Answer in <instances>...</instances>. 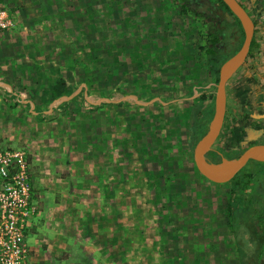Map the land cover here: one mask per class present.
Instances as JSON below:
<instances>
[{"label":"rangeland","instance_id":"1","mask_svg":"<svg viewBox=\"0 0 264 264\" xmlns=\"http://www.w3.org/2000/svg\"><path fill=\"white\" fill-rule=\"evenodd\" d=\"M180 3L0 0L21 29L22 40L31 43L40 67L38 74L15 83V91H20L15 106L21 105L22 96L41 109L49 107L54 97L46 92L47 85L58 77L65 78L71 97L80 93L100 104L89 109L81 97L67 103L62 97L51 110L39 113L44 127L8 129L10 138L18 137L17 129L34 137L39 132L45 146L57 139L54 150L63 158L68 155L61 151L65 146L78 161L98 160L93 169L75 162L70 178L62 180L76 186L69 197L78 206L79 243L76 251L52 255L53 264H240L235 251L239 242L227 224L230 192L200 177L194 148L187 142L190 99L203 87L215 89L217 82L215 64L205 65L199 49L204 43L202 23L188 11L180 13ZM93 42L99 62L89 58L86 45ZM231 83L230 78L229 90ZM122 92L135 98L120 106L108 100ZM21 106L29 115L30 104ZM208 121L205 116L201 129ZM259 173L255 177L261 178ZM262 204L258 200L257 205ZM237 216L230 223L247 243L243 258L250 263L256 245L246 238L260 242L254 226L259 228L261 220L242 223Z\"/></svg>","mask_w":264,"mask_h":264},{"label":"crops","instance_id":"2","mask_svg":"<svg viewBox=\"0 0 264 264\" xmlns=\"http://www.w3.org/2000/svg\"><path fill=\"white\" fill-rule=\"evenodd\" d=\"M250 1L252 2V0ZM259 2L262 6L255 21L254 41L244 62L231 76V90L226 87L227 107L232 106L233 113L238 110L239 120L253 121L254 124H257L255 123L257 121L251 116L261 118L264 116V0ZM259 2L254 0L250 4L258 6L260 9ZM20 30L15 23L13 27L0 33V147L24 148L27 151L32 198L37 205V210L29 219L25 231L29 261L30 264H53V261L50 260L52 255L56 257L61 251L68 253L76 251L79 243L78 206H76L77 202L69 197V194L75 191L76 186L63 183L62 180L70 178V170L75 162L81 163L82 166L85 164L86 167L83 168L91 166L90 168L93 169L97 166L98 160L94 158V162L92 160L88 163L85 162V159L78 161V157H73L72 151L65 146L61 147V151L65 149V152L68 151V155L63 158L54 150L57 149L56 142L59 143L57 139L56 141L54 139L50 146H45L43 141L45 137L38 130V136L34 137L28 132L23 134L22 130L17 129L18 137L10 138L8 129L31 128L33 131L42 125L44 127L39 113L51 110L56 103L53 99L49 107L44 105L41 109L36 103L34 106L31 100L21 96V105L22 103L28 106L30 104V114L27 116L22 111L21 105L15 106L14 104L13 100L20 94V91H15V83L23 82V78L30 77L31 73L38 74L40 68L38 60L30 52L31 43L22 40ZM37 66L38 68H36ZM93 104L97 103L93 102ZM99 105L98 103L96 107ZM85 106L89 109L96 108L87 104ZM33 107H35L34 110H32ZM58 118L51 119L57 120ZM253 126L257 127V125ZM255 132L257 130L250 129V133ZM47 140L51 142L50 138ZM84 140L81 137L80 141ZM87 140L88 145H91L89 139ZM101 152L102 162H104L105 150L103 149ZM79 158L81 159V157ZM63 173H69V175L63 176ZM89 188L94 187L90 185ZM81 189L82 191L87 190L83 187ZM88 191L90 192L89 189ZM45 194H48L49 198H46Z\"/></svg>","mask_w":264,"mask_h":264},{"label":"flooded vegetation","instance_id":"3","mask_svg":"<svg viewBox=\"0 0 264 264\" xmlns=\"http://www.w3.org/2000/svg\"><path fill=\"white\" fill-rule=\"evenodd\" d=\"M186 1L191 7L188 12L192 14L194 17H196L197 20H199V23H202V26L204 28L203 29V39H204L203 42L204 43L210 44L211 39L213 37H216L219 40L216 42L217 49L218 48L231 49L233 46H235V44L238 42V39H239V33H238L236 26L234 25L236 18L230 19L227 17V14L230 13V10L223 8L222 4L218 0H186ZM239 1L244 6V8L247 10V12L254 18V23H255L257 19V15L259 14L261 10V6H262L261 2H259L260 0H258L260 9L258 6L256 7L255 5L251 6L250 3H252L254 0H252V2L250 0H246V2H244L245 0H239ZM204 43H200V44H204ZM226 87H227V83H226ZM156 101L159 102L158 99ZM162 103L164 102L161 101V104ZM237 112L238 110H235V113H233L232 106L229 105V107H227L226 105L225 113H224V117H223V121H222L221 128L219 130V133L211 147V150H209L206 154V159L208 161L220 162L222 158L230 159V160L236 159L251 144H254L257 142H264V116L263 118L251 116L252 119L257 121L255 122L257 124H254L253 121L248 122V120H245V119L239 120L237 116ZM202 121L199 122L200 126L197 129V131H202L199 138L206 131L207 125H208V123H206L205 127L201 129ZM253 125H257V127ZM250 129H253L254 131L257 130V132L252 134L250 133ZM195 145H194V148H195ZM228 155H232V158H229ZM257 162L262 163V161L252 159L247 164L246 168L242 172L236 175L228 183L223 184V185H215L201 176L203 180L205 179L206 182L214 186L227 188L228 191L230 192L226 196L227 200L229 196H232L233 200H235L234 206L238 207V204L241 205L242 207L241 211L239 212L237 216L238 222L244 223V222L253 221L254 223H256L257 221L262 220V217L264 216L262 212L258 211V209L257 210H254V208L248 209V207L246 206V203H248V205H252L253 207H255L254 205L255 195L253 194V186L248 183L245 184L242 182H239V183L233 182L235 178L242 173L248 175V174L254 173L255 171L258 172V170L261 172L262 169H264V167L263 165H261V167L259 168V166L256 165ZM249 165L250 167L249 169H247ZM253 175L252 176L255 177V174ZM231 181H232V184H229ZM239 194L240 196L242 195L243 199L239 198ZM236 198H238L239 200ZM256 212H258L257 216H255ZM232 217H234V215H230V218ZM256 229L258 231L259 229L258 226L256 227ZM259 233L261 236L260 242L256 241L255 238L253 239L248 238V237L246 238L248 239L250 243L256 245L255 251H258L260 243L264 238V234L260 231ZM233 236L235 240L239 242V244L235 245L236 247L235 251H249L248 249H246L247 248L246 242L241 241L242 239L239 240L240 238L237 237L236 233H234Z\"/></svg>","mask_w":264,"mask_h":264},{"label":"water","instance_id":"4","mask_svg":"<svg viewBox=\"0 0 264 264\" xmlns=\"http://www.w3.org/2000/svg\"><path fill=\"white\" fill-rule=\"evenodd\" d=\"M222 1L230 10L227 17L238 20L243 31V39L239 47L219 65L217 83L214 89L213 112L209 119L207 129L198 139L193 153V161L197 171L202 177L215 185L228 183L242 172L252 159L264 161V142L251 144L236 159L230 160L222 158L220 162H210L206 159V154L211 150L222 125L226 107V83L244 62L249 51L255 26L254 18L247 12L239 0ZM77 91L74 93H77ZM72 95L73 93L69 95H57L54 101L61 100L62 97L68 99ZM130 96L132 95L126 94L117 99L109 98L108 100L119 102ZM154 99H158V97Z\"/></svg>","mask_w":264,"mask_h":264},{"label":"trees","instance_id":"5","mask_svg":"<svg viewBox=\"0 0 264 264\" xmlns=\"http://www.w3.org/2000/svg\"><path fill=\"white\" fill-rule=\"evenodd\" d=\"M218 1L222 4L223 8L228 9L227 5L222 0H218ZM190 8L191 7L186 0H181L180 8L178 11L180 13H183V12L189 11ZM234 25L236 26V28L238 30L239 39H238V42L235 44V46H233L231 49H226V48H224V49L218 48L217 49V43L216 42L219 40L216 37H213L211 39L210 44L204 43V44H201L199 46V49L206 56L205 65L210 66V65L215 64V70H214V72H215L214 81L215 82H217V78H218L219 65L229 55H231L235 51L236 48L239 47V45L241 44V41L243 39V31H242L237 19H236ZM253 41H254V39L252 37L250 47H251ZM94 46H96V44L94 42L92 44L86 45V47L89 48V58L92 59V62H96V60H97V62H99L101 59L98 56H100V55L94 54L95 50L98 48L94 47ZM90 53H92V55H93L92 57H91ZM106 63L107 62L103 61V65H106ZM208 68L209 67H207V69ZM98 71L103 72V70H98ZM98 71H97V73H100ZM101 77H106L105 72H103ZM98 78L99 77H97L96 82H99ZM46 92L49 94V96H51L53 98L57 95H62V94L69 95V94H71L72 90H71L70 86L67 84L64 77H58L54 80H51V82L47 85V91ZM125 94H127V93L122 92L121 96H123ZM80 97H81V94L79 93V94L71 97L70 99L65 100L63 103H67L71 100H74V99L80 98ZM213 99H214V87H212L211 89L203 87L200 89L197 97L190 99L191 100V106H190V109L188 108L186 112H187L188 121H189V123H188V135L189 136L187 137V142H188V145L190 146L191 149L194 148V145H195L197 139L199 138L196 134L200 133V135H201V133H202V131L197 132V129L200 126L199 122L202 121L205 116H207V118L210 119V117L212 115ZM81 100L84 104H87L88 106H90L92 108H95L98 105V104L90 103L89 101L85 100L83 97H81ZM128 102H129L128 99H123V100L119 101L116 105L120 106L123 104H127ZM156 102L159 103L158 101H156ZM256 165H258L259 168L261 167V165H263V167H264V161H262V163L257 162ZM256 165H254V166H256ZM255 172L252 174H248V175L247 174L239 175L235 178V180L233 182L234 183L235 182L236 183L242 182L245 184L248 183V184H251L253 186V194L255 195V202L254 203L256 205H255V207H253L252 205H248V203H246V206L248 207V209H252V208H254V210L258 209V211L262 212L264 215V204H262L261 207H259L257 205L258 200L263 201V203H264V169H262V171L259 173V175L261 176L262 179L258 176L253 177L254 176L253 174H255ZM198 174H199V172H198ZM241 176H245V177H241ZM200 177H201V175H200ZM250 178H252L251 181H250ZM234 205H235V200H233L232 196H229L228 200L226 202L227 217H228V219H227L228 223L227 224L230 227L232 234L236 233V231H235V225L232 226V224L230 223V219H229L230 215L239 214V212L241 211V208H242L241 205H239V204H238V207H236ZM257 215H258V212H256L255 216H257ZM254 227H255L254 229H256L257 225H255ZM258 231H260L264 234V216L262 217L261 225H260ZM237 253H238V258H239L240 264H264V238L260 243L258 251L253 252L252 259L250 260V263H246V260H244V258H243L244 251H237Z\"/></svg>","mask_w":264,"mask_h":264},{"label":"built area","instance_id":"6","mask_svg":"<svg viewBox=\"0 0 264 264\" xmlns=\"http://www.w3.org/2000/svg\"><path fill=\"white\" fill-rule=\"evenodd\" d=\"M14 24L0 6V33ZM36 210L27 151L0 147V264H30L25 231Z\"/></svg>","mask_w":264,"mask_h":264}]
</instances>
